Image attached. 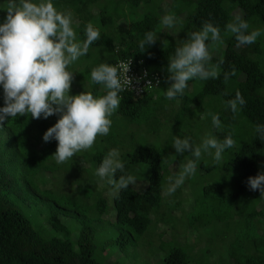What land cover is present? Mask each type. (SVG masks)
<instances>
[{"label": "trees", "instance_id": "trees-1", "mask_svg": "<svg viewBox=\"0 0 264 264\" xmlns=\"http://www.w3.org/2000/svg\"><path fill=\"white\" fill-rule=\"evenodd\" d=\"M8 2L0 0V24ZM53 3L59 11L72 12L78 42L86 38L88 23L100 32L87 54L69 65L72 95H105L103 85L91 82L92 69L117 67L125 59L143 61L148 75H159L160 83L138 97L121 92L108 135L98 136L91 149L63 164L52 156L58 142L43 140L58 115H18L0 124V264H264V207L259 208L264 196L248 186L249 177L264 172V141L255 131L264 125V44L258 37L237 46L235 35L226 34L237 11L248 22V33L259 29L264 34V0ZM165 15L175 17L172 28L162 25ZM206 22L221 31L223 42L209 46L213 65L223 58L220 76L190 80L183 95L169 100L168 58ZM149 31L158 40L140 52ZM225 72L230 74L226 82ZM237 92L246 103L234 114L227 101ZM3 96L0 85V107ZM210 114L219 116L223 131L214 127ZM228 133L235 146L223 152L222 160L214 162L213 155L203 153L195 175L168 195L169 178L194 159L191 153L175 152L174 138L190 137L199 145L205 137L222 140ZM112 149L119 150L125 164V173L115 178H136L118 192L96 175ZM48 175L51 185L43 188ZM100 234L107 237L98 238V250ZM111 245L115 252L102 254ZM117 251L122 259L110 261Z\"/></svg>", "mask_w": 264, "mask_h": 264}, {"label": "clouds", "instance_id": "clouds-1", "mask_svg": "<svg viewBox=\"0 0 264 264\" xmlns=\"http://www.w3.org/2000/svg\"><path fill=\"white\" fill-rule=\"evenodd\" d=\"M6 11L5 21L0 24V85L4 92L0 124L18 115H30L33 119L58 115L57 122L43 134V140L58 142L52 156L57 164H63L77 153L91 149L98 136L108 135L112 125L110 117L121 103L119 94L132 86V79H122L118 67L101 64L92 69L90 79L94 84L103 85L106 94L94 96L84 91L72 95L74 73L68 70L69 65L87 54L90 45L100 38L99 30L88 23L86 38L78 42L72 26V12L57 10L53 0H9ZM175 22L173 15H165L161 20L167 28H172ZM248 29V22L236 15L227 23L226 34L235 35L237 46L250 45L256 42L261 30L248 33ZM157 40L153 32H147L140 42V52ZM222 42L220 29L211 22L204 23L200 31L187 34L184 42L175 48L174 55L168 58L167 80L170 86L165 94L167 99L183 95L190 80L219 78L218 68L223 64V58L213 65L209 46ZM125 71L129 72V68ZM229 75L224 73L225 82ZM245 103L239 92L227 101L234 114ZM210 115L214 127L223 131L219 116ZM255 131L264 141V125H257ZM234 146L231 133L224 135L222 140L214 136L205 137L199 145H194L190 137L174 138L172 147L175 152L191 153L194 159L183 164L178 175L169 178L167 194H173L187 178L195 175L197 161L203 153L213 155V161L218 163L223 152ZM212 149L214 154L210 151ZM117 173H125V164L120 159L119 150L112 149L96 169V175L117 192L136 183V178L130 174H121L116 179ZM248 186L253 191L258 189L264 196V172L249 177Z\"/></svg>", "mask_w": 264, "mask_h": 264}, {"label": "built area", "instance_id": "built-area-1", "mask_svg": "<svg viewBox=\"0 0 264 264\" xmlns=\"http://www.w3.org/2000/svg\"><path fill=\"white\" fill-rule=\"evenodd\" d=\"M123 66V67H121ZM119 75L122 79H132V86L128 88V92H132L136 96H141L145 91L152 90L160 83V76H149L147 69L143 67V61H135L133 59L121 60L117 64ZM129 68V72L125 71Z\"/></svg>", "mask_w": 264, "mask_h": 264}, {"label": "rangeland", "instance_id": "rangeland-1", "mask_svg": "<svg viewBox=\"0 0 264 264\" xmlns=\"http://www.w3.org/2000/svg\"><path fill=\"white\" fill-rule=\"evenodd\" d=\"M239 11H237L236 12V15H239ZM142 15V12H139V16H141ZM260 39H262L263 40V44H264V34H261L260 36ZM261 161H264V158H261ZM45 178H46V183H44V185L42 186L43 188H47V187H50V185H51V176L50 175H48V176H45ZM144 187V183H142V186H140V185H138V189L140 190V189H142ZM111 205H112V203H111ZM111 205H110V207H109V209H110V213H111V217L112 218H114V215H115V213H114V211H113V209H112V207H111ZM24 208L26 207V206H23ZM264 207V204L263 203H261L260 205H259V208H263ZM28 208V207H27ZM71 227H72V231H73V235H72V240L74 241L75 240V236H76V233H75V229H74V227L71 225ZM104 237V238H106L107 236L106 235H98L97 236V240H98V238L99 237ZM96 240V246H97V248H98V246H99V244H100V241L98 240L97 241ZM98 250H100L99 248H98ZM115 250H116V248H115V246H113V245H111V246H108L106 249H105V252H103L102 254H104V255H109L110 253H112L113 251L115 252ZM99 259L100 260H103V258H102V256H99ZM110 259V261H113V262H116V261H119V259H122V253L121 252H119V251H117L115 254H112V256L109 258ZM214 260H215V257L213 258ZM139 261H141V258H139Z\"/></svg>", "mask_w": 264, "mask_h": 264}]
</instances>
